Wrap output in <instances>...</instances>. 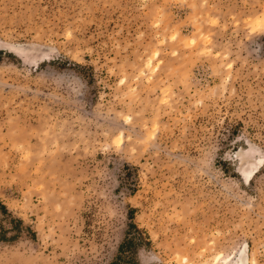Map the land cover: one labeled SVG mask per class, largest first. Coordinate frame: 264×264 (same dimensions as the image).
I'll list each match as a JSON object with an SVG mask.
<instances>
[{
  "label": "rangeland",
  "instance_id": "rangeland-1",
  "mask_svg": "<svg viewBox=\"0 0 264 264\" xmlns=\"http://www.w3.org/2000/svg\"><path fill=\"white\" fill-rule=\"evenodd\" d=\"M263 15L0 0V264H264Z\"/></svg>",
  "mask_w": 264,
  "mask_h": 264
},
{
  "label": "snow or ice",
  "instance_id": "snow-or-ice-1",
  "mask_svg": "<svg viewBox=\"0 0 264 264\" xmlns=\"http://www.w3.org/2000/svg\"><path fill=\"white\" fill-rule=\"evenodd\" d=\"M173 39H175V37H173ZM228 67L230 68L231 65H228ZM121 83H123V81H121ZM252 151L255 152V149H253ZM259 164H260L261 166H264V152H261V153H260ZM255 169H256V165L253 164L252 172H254ZM261 171L264 172V167L261 168ZM252 172L245 171V172L243 173V180L241 181V184H243L244 182H247V181H249V180H251V179L253 178V176H252ZM241 248H242V249H247V248H248V245H246V244L241 245ZM230 255H231V254H230ZM240 255L243 256V255H244V252L241 251ZM219 260H220V257L218 256V257H217V261H219ZM185 264H187V262H185ZM240 264H257V262H256L255 258L253 257V258L250 259V260H241V261H240Z\"/></svg>",
  "mask_w": 264,
  "mask_h": 264
},
{
  "label": "trees",
  "instance_id": "trees-1",
  "mask_svg": "<svg viewBox=\"0 0 264 264\" xmlns=\"http://www.w3.org/2000/svg\"><path fill=\"white\" fill-rule=\"evenodd\" d=\"M0 208L6 210L5 207H3L2 205H0ZM132 226H134V225H132ZM134 228H135V226H134ZM131 245H132V243L129 241V239H126V241L120 247V255L117 258L118 263L116 262L113 264H119V262L123 261V256L127 252L126 250H130ZM133 252L136 253V250L133 249ZM130 260H131L130 261L131 264H138V263H136V261L134 259H130Z\"/></svg>",
  "mask_w": 264,
  "mask_h": 264
},
{
  "label": "bare ground",
  "instance_id": "bare-ground-1",
  "mask_svg": "<svg viewBox=\"0 0 264 264\" xmlns=\"http://www.w3.org/2000/svg\"><path fill=\"white\" fill-rule=\"evenodd\" d=\"M257 25L260 27V28H264V15L262 18H259L257 21H256ZM246 256V253H244L243 256H241V258L236 262V264H240V261L241 260H247V258L245 257Z\"/></svg>",
  "mask_w": 264,
  "mask_h": 264
}]
</instances>
